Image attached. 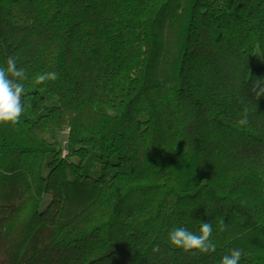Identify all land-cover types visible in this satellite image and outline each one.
<instances>
[{
	"label": "trees",
	"instance_id": "16d2710c",
	"mask_svg": "<svg viewBox=\"0 0 264 264\" xmlns=\"http://www.w3.org/2000/svg\"><path fill=\"white\" fill-rule=\"evenodd\" d=\"M11 55L0 264H264V0H0ZM202 222L214 252L170 246Z\"/></svg>",
	"mask_w": 264,
	"mask_h": 264
},
{
	"label": "clouds",
	"instance_id": "9594fccd",
	"mask_svg": "<svg viewBox=\"0 0 264 264\" xmlns=\"http://www.w3.org/2000/svg\"><path fill=\"white\" fill-rule=\"evenodd\" d=\"M17 60L18 57L11 55L7 58L6 66H0V125L15 126L19 123L25 108L30 106L27 103V91L24 83L28 80L27 69L18 66ZM58 78L59 74L55 71L45 72L35 77V83L44 84ZM250 92L254 99L264 96V78L254 80ZM241 123H247L246 113ZM220 223L223 226L221 230L227 227L223 220ZM212 232L211 222H202L199 234L191 232L185 227H177L169 232L168 243L184 253L195 251L210 253L216 250V244L211 240ZM152 251L158 253L160 246L154 245ZM245 255L243 249L234 248L230 254L222 257L219 264H240L241 258Z\"/></svg>",
	"mask_w": 264,
	"mask_h": 264
},
{
	"label": "rangeland",
	"instance_id": "374dc122",
	"mask_svg": "<svg viewBox=\"0 0 264 264\" xmlns=\"http://www.w3.org/2000/svg\"><path fill=\"white\" fill-rule=\"evenodd\" d=\"M227 48H228V52H229V54H230V55H233V54H234V49H233V47H232V46H229V47H227ZM65 133H66V131H64V132H62V133H59L61 139H64V137H65Z\"/></svg>",
	"mask_w": 264,
	"mask_h": 264
}]
</instances>
